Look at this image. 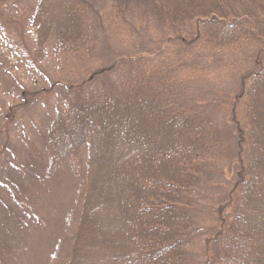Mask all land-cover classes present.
I'll return each instance as SVG.
<instances>
[{
  "label": "trees",
  "instance_id": "trees-1",
  "mask_svg": "<svg viewBox=\"0 0 264 264\" xmlns=\"http://www.w3.org/2000/svg\"><path fill=\"white\" fill-rule=\"evenodd\" d=\"M32 26L58 74L44 174L87 152L66 264H264V0H40Z\"/></svg>",
  "mask_w": 264,
  "mask_h": 264
},
{
  "label": "rangeland",
  "instance_id": "rangeland-1",
  "mask_svg": "<svg viewBox=\"0 0 264 264\" xmlns=\"http://www.w3.org/2000/svg\"><path fill=\"white\" fill-rule=\"evenodd\" d=\"M39 1L11 0L0 15V73H5L0 74V116L5 117L0 122V146L1 141L9 143L0 154V264H66L82 208L86 150L53 177L44 174L48 156L42 136L56 109V92L43 91L52 87L58 74L53 40L39 47L32 26ZM120 36L109 40L116 53L125 52L131 44ZM232 67L226 65L227 70ZM12 77L18 87L14 81L11 84ZM223 95L219 93L218 98ZM259 148L264 161V135ZM254 207L258 216L252 221L264 225V198L256 199ZM261 231L264 234V227Z\"/></svg>",
  "mask_w": 264,
  "mask_h": 264
}]
</instances>
